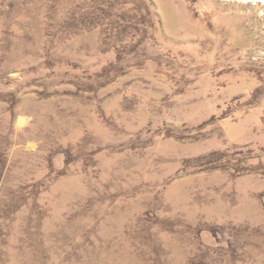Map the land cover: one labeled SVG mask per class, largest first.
Instances as JSON below:
<instances>
[{"label":"rangeland","instance_id":"374dc122","mask_svg":"<svg viewBox=\"0 0 264 264\" xmlns=\"http://www.w3.org/2000/svg\"><path fill=\"white\" fill-rule=\"evenodd\" d=\"M0 264H264V0H0Z\"/></svg>","mask_w":264,"mask_h":264},{"label":"bare ground","instance_id":"6f19581e","mask_svg":"<svg viewBox=\"0 0 264 264\" xmlns=\"http://www.w3.org/2000/svg\"><path fill=\"white\" fill-rule=\"evenodd\" d=\"M240 2H257V1H263V0H235Z\"/></svg>","mask_w":264,"mask_h":264}]
</instances>
